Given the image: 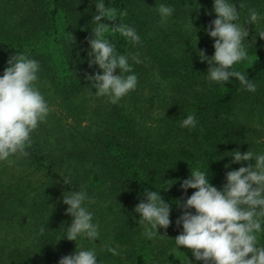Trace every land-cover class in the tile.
I'll return each mask as SVG.
<instances>
[{"label":"trees","instance_id":"obj_1","mask_svg":"<svg viewBox=\"0 0 264 264\" xmlns=\"http://www.w3.org/2000/svg\"><path fill=\"white\" fill-rule=\"evenodd\" d=\"M229 2L239 11L236 23L243 24L250 9L260 16L254 25L244 24L248 58L234 65L256 84L255 92L235 78L226 83L207 78L209 65L197 52L211 57L215 51L205 31L216 19L213 0H105L117 23L140 37L130 43L118 33H105L128 57L133 72L124 75L138 77L135 90L112 104L107 96H96L86 78L102 74L98 65L89 67L87 42L97 0H0V76L11 56L35 59L40 65L36 86L50 108L31 134L28 155L0 161V264H59L77 247L94 250L98 264H184L194 258L174 240L183 231L176 224L183 214L176 201L195 191L185 192L182 181L200 169L222 189L228 171L254 164L233 163L231 152L264 154L258 129L264 126V39L258 36L264 32V0ZM160 4L171 6L173 14L162 18ZM161 83L168 84L166 93L159 91ZM188 115L195 116V128L180 126ZM169 180L174 184L166 191ZM81 189L94 200L84 206L98 225L95 241L64 239L72 217L63 193ZM145 190L160 192L171 205V226L158 228L151 239L134 211ZM257 241L264 247V221Z\"/></svg>","mask_w":264,"mask_h":264},{"label":"clouds","instance_id":"obj_2","mask_svg":"<svg viewBox=\"0 0 264 264\" xmlns=\"http://www.w3.org/2000/svg\"><path fill=\"white\" fill-rule=\"evenodd\" d=\"M95 7L96 14L92 19L95 27L87 41L91 49L89 67L98 65L102 74L86 78L97 89L96 96H107L110 103L117 104L135 90L138 77L134 73L124 75L133 72L128 57L118 53L115 45L105 38V33H118L130 43H139L140 37L131 26L117 23L115 9L106 6L105 0H97ZM243 7L239 4V8ZM157 10L162 18L171 16L174 11L164 4ZM213 10L216 19L205 31L214 39V54L208 57L205 50L197 52L200 61H207L209 65L208 80L226 83L235 78L245 90L255 92L256 84L235 70L234 65L248 58L244 41L249 31L244 24L254 25L260 19L259 14L250 9L248 19L241 24L236 23L239 11L229 0H213ZM120 15L126 16L127 12ZM258 36L264 39V32ZM132 59L140 63L136 56ZM7 65L0 76V161L11 163V156L28 155L26 149L31 146V134L46 120L50 108L36 86L40 70L38 61L18 53L8 59ZM116 69H120L119 75L114 74ZM196 125L194 115H188L180 124L182 128H195ZM230 156L233 163L254 161V164L228 171L222 189L213 186L209 174L200 169L190 170L189 178L182 181L181 188L185 192L188 189L195 191L186 200L176 201L183 209L176 224L182 225L183 231L174 240L177 246L191 250L195 260L203 264H264V247L257 246V233L262 231L264 221V154L251 151L242 154L234 150ZM173 181H167L166 191L173 186ZM63 183L69 185L71 180L65 177ZM144 195L145 199L134 211L140 216L138 223L145 226V234L151 239L158 233V228L166 230L171 226V205L160 192L145 190ZM85 201L94 202L86 190L63 193V203L68 206L66 214L72 217L64 238L68 241L76 242L81 237L92 241L99 238L98 225L92 222L93 214L84 206ZM192 209L194 213L190 211ZM40 231L43 234L44 229ZM108 251L119 254L115 248L109 247ZM59 264H98V260L94 250L77 247L74 254L61 257Z\"/></svg>","mask_w":264,"mask_h":264},{"label":"rangeland","instance_id":"obj_3","mask_svg":"<svg viewBox=\"0 0 264 264\" xmlns=\"http://www.w3.org/2000/svg\"><path fill=\"white\" fill-rule=\"evenodd\" d=\"M160 82H163V81H160ZM160 86H161V90H159V91L162 92V93H166L167 90H169L168 84H166V83H161ZM258 129H262L263 130V134H264V126L262 124H260L258 126ZM144 264H156V263L146 262ZM184 264H203V262L202 261H197V260H195V258H189V257H187L185 259Z\"/></svg>","mask_w":264,"mask_h":264}]
</instances>
